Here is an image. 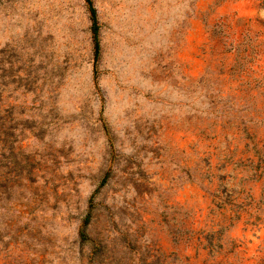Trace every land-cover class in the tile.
<instances>
[{"label": "rangeland", "instance_id": "374dc122", "mask_svg": "<svg viewBox=\"0 0 264 264\" xmlns=\"http://www.w3.org/2000/svg\"><path fill=\"white\" fill-rule=\"evenodd\" d=\"M240 1L92 0L95 65L84 0H0V264H221L264 230V0Z\"/></svg>", "mask_w": 264, "mask_h": 264}, {"label": "crops", "instance_id": "0c3cea01", "mask_svg": "<svg viewBox=\"0 0 264 264\" xmlns=\"http://www.w3.org/2000/svg\"><path fill=\"white\" fill-rule=\"evenodd\" d=\"M235 10H238V17L244 20L242 23L249 22L250 17L252 22L259 19V8L255 5L254 0H243L237 3ZM247 15V17H246ZM244 16V17H243ZM264 22V21H262ZM264 27V23H261ZM260 30H263L260 27ZM264 39V37H263ZM258 67L254 68L251 73L254 78H264V51L256 62ZM249 220V215L241 216L239 223ZM242 224H238L237 230L232 235L234 245L231 247H223L222 253L225 255L221 264H264V230H250Z\"/></svg>", "mask_w": 264, "mask_h": 264}, {"label": "trees", "instance_id": "16d2710c", "mask_svg": "<svg viewBox=\"0 0 264 264\" xmlns=\"http://www.w3.org/2000/svg\"><path fill=\"white\" fill-rule=\"evenodd\" d=\"M88 11H89V18L91 21V34H92V42H93V52H94V61L95 65L98 60V56L100 54V43H99V25L97 22V14L96 9L93 6L92 0H84ZM89 218L87 217L82 225L79 228V236L82 241H88V235L86 233V228L88 226Z\"/></svg>", "mask_w": 264, "mask_h": 264}]
</instances>
